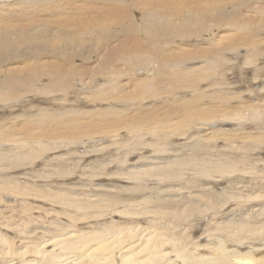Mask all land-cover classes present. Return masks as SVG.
Here are the masks:
<instances>
[{
    "label": "rangeland",
    "instance_id": "1",
    "mask_svg": "<svg viewBox=\"0 0 264 264\" xmlns=\"http://www.w3.org/2000/svg\"><path fill=\"white\" fill-rule=\"evenodd\" d=\"M36 1L37 0H0V18L11 20L12 25H18L19 23L24 29L18 34L15 33L14 30H9L8 44L10 47L1 48L0 45V79L3 75L8 73L13 74L19 72V76L25 77L29 85L28 90L30 91L26 93L21 91L17 97L3 100V102L0 101V134H2L4 138L0 141V150L5 151L11 147L12 150L18 151L17 143L26 142L31 144L33 141L38 140V138L51 143V146L49 149L47 148V150H49L48 152H46V150L40 157L38 156V158H36L38 161L35 160L34 163H32L33 166L28 163L30 165H25V167L22 168L18 167L16 171H13V168H10L13 166L12 164V166L9 165L10 163L6 165L3 164L4 167L0 170L3 176L6 177V175H8L9 177H14L13 180L19 181L18 185H22L21 183L26 182V180L27 185L33 184V182H31L32 179L34 181L39 180L38 183L41 185L50 184L53 186L51 193H55L56 191L60 192L58 190L60 188L70 190L73 186L72 182H78L77 175H81V168L83 167L82 169H85L90 166L87 165L88 163L104 164L111 161L118 166L121 159L124 161L127 160L124 164H128L129 167L131 166L130 168H133V164L140 163L146 164L144 168L149 167V169H151L149 162L153 161L157 163L155 167L166 166V168L163 169H167V167L171 165L172 167L167 170H172L178 177L179 175H184L185 178V176L188 175H195V173H189L190 170L197 171L202 167L206 170L210 168L208 171L215 173L216 167L222 164V160L225 157V159H236V162L230 161V165L238 163L237 172L230 176V180L226 179L223 181L222 185H218L215 189L216 191L234 182L238 185L244 184L248 186L254 183L257 187H261L264 192V116L262 115L260 118H251L249 117V112L243 108L249 104H254L256 107L264 105V15L261 19H256L251 24L253 25L252 30H255L253 34L254 39H248L251 36L248 34L243 42H238L239 46L237 44L231 47L226 45V47H224L215 42L224 43L219 42L221 41L219 39L220 37L229 39L235 38L240 30L234 25L227 26V23L231 20L240 23L243 20L247 22L250 19L249 14H247L249 13V9L264 7V0H223L222 6H224V8L221 14H214V22L207 27V31L210 32H202L193 36H183L181 34L182 28L185 25L184 19L182 21L179 16L173 15L174 13H172V15H164L161 7L159 9H154L158 6V3L154 2V4L148 8L147 0H115L110 1L107 5L102 7V0H86V2H89L88 8L90 10H96L98 7L102 10L100 13L90 14L99 20L104 19L103 13L105 10L109 9L111 11V13H109V20L114 18L112 22V26L114 25V27L111 26V28L106 31H96V36L94 35L93 39L86 38V40H90L85 44L81 43L77 45L75 42L73 44L62 43L56 45L55 43L50 48H46L41 44H35L34 46L22 44V38L27 36L28 40L37 39L38 35L41 33L48 35L50 39H71L76 37L75 27H78L82 20L84 21L89 18H81L80 14L79 20H69V17L73 16L70 13L72 10L67 11L68 15L66 14V16H68V18L64 15H62V17H52V14L56 12L55 10V12L51 10L45 13L41 10L42 13L40 12V15L43 16L45 14L43 19L46 22L44 20H38L35 21V23L32 21L33 17L30 15L33 11L31 7L42 4L43 2H45L43 3L44 5H50L53 0H40L39 2L42 3ZM55 1L65 3H71L72 1V4L76 2L77 4L86 3L83 0ZM191 1L192 0L189 1L190 4L193 3L191 7L198 8L199 12L209 11V8H218V6L212 7V0H199L201 8L197 7L198 1L193 0L192 3ZM26 3H32L31 7ZM20 4L24 7L17 6ZM202 5L206 6L202 7ZM75 6L76 5H72L69 7ZM19 7H21L22 10L21 8L19 9ZM151 9H154V11L149 14L148 10L150 11ZM25 10L27 12H25ZM7 11H9L8 13L11 12V14H8ZM28 14L32 19L27 17L28 21L26 22L22 21L15 23L12 20L21 15ZM147 14H149V17ZM62 18H66L67 20L65 19L66 21L64 22ZM165 21L172 25L166 27ZM67 23L71 24V26H69L70 29L59 30L60 27H63ZM151 24L155 25V31L158 32L157 35H153L149 32H147L148 34L146 33V27L149 28ZM82 28L84 29V27H81V29ZM241 32L242 31L239 33H246ZM149 35L151 39H154L156 36L161 37L162 43L160 42L157 44L159 48L157 47L158 51L155 52V54L165 55L168 53V61H164L162 56H160L158 61L150 60V62H154L153 64L151 63L149 65L150 62L144 63L143 61L136 60L134 64H129V66L131 65L132 67H128L124 63H120L119 61L115 62L113 60V56L114 58L116 56L115 52L123 51L125 47L132 48L138 43H141V46L145 47L142 54L149 56L150 49L155 51V47L149 45V42H152V40H148ZM205 37L209 41L206 40ZM212 38H215L212 47L215 48L217 45L218 47H216V50H219V54L212 48L202 50L206 48V46L209 47L211 45ZM236 39L239 40L238 37H236ZM208 43L210 45H208ZM233 47L237 48L233 50ZM83 48L85 50H83ZM184 48L187 50L185 51ZM171 49H175L176 51L171 53ZM176 54L179 57H177ZM254 54L255 56L252 57ZM183 55L186 57H183ZM180 58H187V60H184L183 63L180 64L182 67L179 68L176 67L178 66L176 62H178ZM248 58H250V61ZM253 58L256 60L251 61ZM107 59H110L113 63L110 64L105 62ZM191 59H193V61ZM12 61L15 62L13 63ZM161 61H164L163 65H167L166 68L160 67L157 69V65H160ZM24 66H29V70L22 71V69H11L12 67L20 68ZM212 66H215V68ZM118 69H124L125 73L127 71L128 74L133 77V81L136 72L141 74L137 76L139 80L148 81L150 84L152 83L150 80L156 78L154 76L156 70L161 73L163 77L160 75L159 78L157 77L154 79L155 81L151 85L152 88L146 93H141L137 84L133 81L126 80L124 75L122 78H119L118 82H111L117 84L109 83L112 72ZM180 73L185 76H182ZM173 74H178L179 76L173 78ZM203 74L206 77H202L201 75ZM55 79L61 83L63 81L65 86L57 87L54 83ZM69 79L71 80L68 81ZM93 79H100V82H96V80ZM98 83H100L99 86ZM103 85L104 87L100 92V88ZM108 85L116 86V88H114L116 92L112 93L111 89H107V93L111 92L112 94H106L105 96H108L106 99L110 100H105L102 96L98 95H100ZM118 91H123V94L118 96ZM4 92H8V90L4 88L3 94ZM118 110H123L124 114L122 115L126 116L128 120L131 119V125L129 127L122 128L121 122L116 126L104 124L106 122H102V124H100L101 122H97L100 121V113L106 114ZM196 110H198L200 114L196 115L198 113ZM87 112L91 115L89 116ZM62 114L69 118L74 116L79 117L82 123L87 120V123L90 121L93 124L86 127L88 131H84L83 129L79 131L78 135L81 138L77 135L74 136L75 138L73 136L67 138L68 135L65 134L63 139L62 136L60 137V135H56V133H54L56 136L53 135L54 137L51 138L49 135L52 134V125L47 123L39 126L38 121L39 119L43 120L47 117L53 119ZM85 114L87 115L85 116ZM208 114L214 117L210 115V118ZM182 115L186 116L182 117ZM153 123L156 127L149 128V126H153ZM132 125L139 128H141L140 126L143 127L140 135H136L135 138L130 139L129 136L131 132L137 128H134ZM91 128L95 130H90ZM147 128L148 131L145 130ZM149 130H152L153 133ZM158 130H161L164 135L161 134V131L158 132ZM88 135L91 137H88ZM161 136L162 139H157V137L161 138ZM10 137L13 142L9 140ZM65 138L67 142H64ZM136 139H138L141 144L137 146L136 150L130 151L129 149L131 147H127V145L132 144L134 142L133 140ZM159 141L162 145L159 144ZM142 143H146L149 150L141 154L139 150L144 146ZM150 144H152V147H150ZM80 146H82V148ZM107 146L109 147L108 150ZM156 149H162L163 151L156 152ZM103 150H105V152ZM134 152L136 155H133ZM0 153H2V151H0ZM234 154L236 155L234 156ZM60 156L62 159H58L59 161L57 160L58 162H55V166L54 159ZM141 157H145L144 160H142ZM69 161H72V163ZM177 161L181 163L186 162V164L184 165L183 163V167H181L178 166L179 163ZM27 162L28 160L26 163ZM59 162L67 163V165L71 167V170H67V172L62 175L63 171L60 172L57 170V166L60 165ZM169 162L173 164L167 166L166 164ZM8 168L10 169L8 170ZM117 168L118 167H112L107 169V171L114 172ZM117 171H119L118 175L123 172L121 170ZM71 173L73 175H71ZM104 177L106 178V175L95 177V181L97 182L94 183H98L101 186L112 184L113 182L114 184L116 183V181L110 182L109 179H105ZM184 178H182L183 181H180L179 178L170 179L171 183L169 184H171V188H174L172 187L173 185H183L184 182L186 183L188 178ZM217 181L221 182L220 180ZM6 182L9 181H5L4 183L6 184ZM84 182L86 183L88 181L84 180ZM202 183H205V181H202L201 184ZM236 184H233L231 190L243 196L236 187L234 188ZM2 186L5 187V185ZM137 186L140 187L138 182L128 187L137 188ZM14 187L15 185L12 186L13 189ZM1 190L0 193L3 197H6V200L5 203L2 202V205L0 203V209L7 207L4 216L10 215L12 212H14L15 215V209L20 210L23 202L20 200V205H14L13 200L8 198L10 195L8 191L5 190V188ZM189 192L190 191H187V193ZM166 194L171 196L170 192ZM180 195L181 197H186L188 194L185 195V189H183ZM184 197L181 201L185 203ZM175 198L178 199L179 197ZM30 202L34 206H39L41 204L39 201L35 200ZM46 208H48V206H46ZM59 210L61 211V209ZM41 213L40 211L39 214H35L40 216ZM173 213L174 212L171 211V214ZM184 213L182 217L179 218L180 220L189 219L188 213Z\"/></svg>",
    "mask_w": 264,
    "mask_h": 264
},
{
    "label": "bare ground",
    "instance_id": "2",
    "mask_svg": "<svg viewBox=\"0 0 264 264\" xmlns=\"http://www.w3.org/2000/svg\"><path fill=\"white\" fill-rule=\"evenodd\" d=\"M39 1L40 0H37L36 2ZM53 1L50 5H44L43 3L45 2H39L42 4H33L34 7H31L32 3H26L27 5H30L29 7H31V9L33 8V11L30 14L33 17L32 21L35 22L38 20H44L43 16L45 14L41 16L40 12L42 13V11H44L45 13L51 10L56 11H54L55 13L52 14V17H62V15L66 16L67 11L72 10V12L70 13L73 16L69 17V20H79L80 14L81 18L89 19H86L84 21L82 20L79 23L78 27H75L76 37L74 38H63L62 40H60L59 38L50 39L48 35L40 33L37 39H32L29 37L35 42L32 40H28L27 36H24L22 38V44L30 46L41 44L46 48L52 47V45H54L55 43L56 45H60L62 43L73 44L75 42L77 43V45L81 43L85 44L90 39H93L96 31H106L112 26L114 18L109 20V13H111L109 9L105 10L103 13L104 19L99 20L90 14L100 13L102 10L99 7L96 10H90L88 8L89 2H86V0H83L84 2H86L83 4H77V2L72 4V1L71 3L56 2L55 0ZM110 1L115 0H102L101 6L104 7ZM189 1L147 0L149 7L147 5L146 6L150 8L154 4V2L158 3V6L154 9H159L161 7L164 15H172V13H174L173 15L179 16L182 21L184 19L185 25L181 31V34L183 36H193L202 32L209 33L210 31H207V27L209 24H212L214 22V14H221L224 8V6H222L223 0H212V7L218 6V8H209V11L200 10L202 12H199L198 8H192L191 5H193V0L191 1L192 4H190ZM195 1H198L197 7L201 8L200 1ZM72 5L76 6L69 7ZM17 6L22 5L20 4ZM204 6L202 5V7ZM20 8L21 7H19V9ZM154 9H151L150 11L148 10V13L151 14ZM8 12L9 11H7V13ZM25 12L27 11L25 10ZM8 14H11V12ZM149 14H147L148 17ZM247 14H249L250 16V19L247 22L246 20H243L241 23L231 20L227 23V26L234 25L238 28V30L246 32L244 34H240V31L237 33L236 37H238L239 40H237L236 37L231 39L220 37L219 39L221 41L219 42L224 43H218L217 41H215V38H212L211 45L208 43V45H210L211 47L206 46V48H203L202 50L212 48L215 52H217V54H219V50H216V47L218 46L216 45L215 48L212 47L214 45V41L217 44L223 45L224 47H231L232 45H237L239 41L240 43L243 42L248 34L251 35L248 39H254L253 34L255 30H252L253 25L251 24L256 19H261L263 17L264 7L249 9V13ZM30 15H21L18 18H14L12 20L15 23L22 21L26 22L28 21V18L32 19ZM66 18H68V16H66ZM65 19L64 22L67 20ZM18 25H12V21L6 18H0L1 48L10 47L8 44L9 30H14L17 34L24 30L19 23ZM171 25V23L168 24V22L165 21L166 27H170ZM69 26H71V24L67 23L63 27H60L59 30L70 29ZM81 27H84V29H81ZM112 27H114V25ZM145 30L146 33L149 32L153 35L158 34V32L155 31L154 24H151L149 28L146 27ZM86 38L90 39L86 40ZM205 39L208 40L206 37ZM148 40H152V42H149V45H153L155 47V51L149 48L151 50L148 54L149 56L142 54V51L144 52L145 47L141 46V43H138L132 48L125 47L123 48V51L115 52L116 56L115 58L113 56V60L115 62L119 61L120 63H124L128 67L131 66H129V64H134L136 60L143 61L144 63H149L151 59L153 61H158V58L160 56H162V59H164V61H168V53H166L165 55L155 54V52L158 51L157 47L159 48L157 44L160 42L162 43L161 37L156 36L154 39H151V36L149 35ZM235 48L237 47H233V50ZM83 50L85 49L83 48ZM184 50L186 51L187 49L184 48ZM175 51V49H171V53H174ZM176 56L179 57L177 54ZM184 56L185 55H183V57ZM254 56L255 54L252 57ZM181 58L178 60V62H176V64L178 65L176 67H182L180 64L183 63L184 60H187V58ZM249 59L250 58H248V60ZM191 60L193 61V59ZM252 60L256 59L253 58L251 59V61ZM164 61H161L160 65H157L155 63L157 65V69L160 67L166 68L167 65H163ZM12 62L14 63L15 61ZM105 62L110 64L113 63L110 61V59L105 60ZM151 63L153 64L154 62H150L149 65ZM212 67L215 68V66ZM11 69H22V71H25L29 70V66L20 68L12 67ZM18 73L19 72L13 74L8 73L6 75H3V77L0 79V101L3 102V100H9L17 97L19 96L21 91L25 93L30 92L28 90L29 85L27 84L25 77L19 76ZM178 74H173L172 77H178ZM123 75L125 76L126 80L133 81V77L130 76L127 71L125 73L124 69H118L112 72L109 83L118 82L119 78H122ZM138 75L140 76L141 74L138 72L134 74L135 79L133 82L137 84L141 93H146L150 90V88H152L151 85L155 81L154 79H156L157 77L159 78L160 75L163 77V75L156 70V73H154V76L156 78H152V80H150L152 83L150 84V82L148 81L139 80V77H137ZM201 76L204 77L205 75L203 74ZM56 79L54 83L57 87L65 86L63 81L61 83L60 81H56ZM70 80L71 79H69L68 81ZM93 80H96V82H100V79ZM99 85L100 83H98V86ZM103 87L104 85L100 88V92ZM4 88H6L8 92H4L3 94ZM114 88H116V86L114 87L108 85L107 88L103 90L102 93L98 96H102V98H104L105 100H110L106 99L108 98V96L105 95H110L116 92ZM107 89H111L112 93H107ZM123 91H118V96L123 94ZM263 106L264 105H259V107H256L254 104H249L244 106L243 108L246 109L247 112H249V117L260 118L262 115L264 116ZM196 111L198 112V110ZM123 112V110H118L106 114L100 113V121L97 122H101L100 124H102V122H106L104 124L115 126L119 122H121L122 128L129 127L131 125V119L128 120L126 116L122 115L124 114ZM87 114L89 116L91 115L88 112ZM87 114H85V116ZM198 114H200V112H198L196 115ZM184 116L182 115V117ZM211 117L214 116L211 115ZM47 123L51 124L53 127L52 134H50L49 136L53 138L56 135H60V137L62 136L63 139L65 137V134L68 135L67 138H69V136H79V131H81L82 129L85 131L86 127H89L93 124L90 121L87 123V120L86 122L83 121V123H86L83 124L79 117L74 116L69 118L64 114L54 117L53 119H49L47 117L43 120L39 119L38 121L39 126ZM140 127L141 128H135V130L131 132L129 136L130 139L135 138L136 135H140L143 126ZM152 127H156L154 123L153 126H149V128ZM169 127L173 128L172 126ZM93 128H91L90 130H92ZM171 128L169 129L171 130ZM145 130L148 131V128ZM161 130H158V132ZM149 131L152 132V130ZM162 131L161 134L163 133ZM54 133H56V135ZM88 137L91 136L88 135ZM1 139H4L2 134H0V141ZM157 139H162V136L161 138L157 137ZM9 140L13 142L11 137L9 138ZM65 141L66 138L64 142ZM133 141L134 142L132 144L127 145V147H131L129 149L130 151L136 150L137 146L141 144L139 143L138 139ZM17 144L18 151L12 150L11 147L6 149L5 151L0 150L2 151V153H0V170L4 167L3 164H12L14 167L11 165L12 167L10 168H13V171H16L18 167L22 168L25 167V165H30L34 163L35 160L38 161V159L36 158H38V156L40 157V155H42L47 150V148L49 149L51 146V143H48L45 140H41V138H38V140L33 141L31 144H28L26 142ZM142 144L144 146L143 148H140L141 151L139 150V153L141 154L142 152L144 153L145 151L149 150V147L146 143ZM80 147L82 148V146ZM150 147H152V144H150ZM108 149L109 147L107 146V150ZM105 150L103 151L105 152ZM161 150L156 149V152H160ZM48 151L49 150H47L46 152ZM133 155H136L135 152ZM235 155L236 154H234V156ZM144 158L145 157H141L142 160H144ZM58 159L61 160V156L55 157V166V162L59 161ZM27 160L28 162L26 163ZM235 160L236 159H225L224 157V159L222 160V164H219L218 167H216L215 173H212V171H208L210 168L208 170L203 167L201 168V165V169H198L199 171H189V173H195V175H188L185 176V178L184 175H179L178 177L172 170H167L172 167L171 165H169L173 164L171 162L166 164L167 166L169 165L167 169H163L166 168V166L155 167V164L157 163L153 161L149 162L151 169H149V167L144 168L146 164L140 163L133 164V168H130L131 166L129 167L128 164H124V162H127V160L124 161L121 159L118 166L113 164V162L111 161L104 164L88 163L87 165L90 166L85 169H82V167L80 170L81 175H77L78 182H72L73 186L70 190L63 188L58 189L61 193L58 191H56L55 193H51V189H53V186H51L50 184L41 185L38 183L39 180L34 181L32 179L31 182H33V184L28 185L26 184V180V182L21 183L22 185H18L19 181L13 180L14 177H9L8 175H6L5 177L0 172V190L5 188V190L8 191V193L10 194L8 198H11L13 200L14 205H20V200L23 202L21 204L22 207H20V210L15 209V215L14 212H12V214L4 216L7 207H3V209H0V264H264V207H262L264 206V192L262 188L257 187V185H254V183L252 182L251 186L244 184L238 185L233 182L226 187H222L220 190H215L218 185H222L223 181L229 179L231 175H234V173L237 172L238 163L230 165V161L234 162ZM69 162L72 163V161ZM177 162L179 163L178 166L181 167H183V163L184 165L186 164V162ZM112 167L118 168L115 169L114 172L107 171V169H110ZM10 168H8V170ZM57 170L60 172L63 171L62 175H64L67 170H71V167L67 165V163L61 162L60 165L57 166ZM117 170H121L123 172L118 175L119 171ZM71 175L73 174L71 173ZM105 175V179H109L110 182L116 181L117 184H114L113 182L112 184L104 185V187L98 183H94L97 182L95 181V177ZM174 178H179L180 181L182 180V178H188L187 182L189 183L184 182L183 185H173L172 187L174 188H171V184H169L171 183L170 179ZM84 180L88 182L85 183ZM217 180H220L221 182ZM5 181L9 182H6L5 184ZM202 181H205V183L201 184ZM137 182L139 183L140 187H128L129 185L137 184ZM233 184H236L234 188L236 187L238 191L243 194V196L238 195L237 192L231 190ZM2 185H5V187ZM14 185L15 187L13 189L12 186ZM183 189H185V195L188 194L186 195V197L183 196L185 199V203L181 201L183 197H181L180 195ZM187 191L190 192L187 193ZM169 192L171 193V196L166 194ZM1 193L0 203L2 205V202L5 203L6 197H3ZM174 196L179 198L176 199ZM34 200L39 201L43 205H32L30 201ZM46 206H48V208H46ZM59 209H61V211ZM170 210L174 213L171 214ZM40 211L42 212L40 216L35 214H39ZM184 212L188 213V220L179 219L182 217V214Z\"/></svg>",
    "mask_w": 264,
    "mask_h": 264
}]
</instances>
